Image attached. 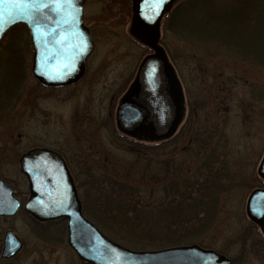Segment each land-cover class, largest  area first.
Wrapping results in <instances>:
<instances>
[{
    "label": "rangeland",
    "instance_id": "rangeland-1",
    "mask_svg": "<svg viewBox=\"0 0 264 264\" xmlns=\"http://www.w3.org/2000/svg\"><path fill=\"white\" fill-rule=\"evenodd\" d=\"M84 8L83 19L95 44L79 83L54 89L39 85L30 73L32 52L21 58L16 70L20 72L15 79L18 88L10 85L15 70L0 69V80H4L0 98L5 106L11 104L3 113L0 110V179L25 193L19 155L29 147L57 146L70 160L85 209H93L103 226L101 199L113 200L104 179L134 184L127 178L131 168L139 172L147 167L159 179L169 175L168 170L176 172L184 184L192 173H206L220 189L209 196L215 202L214 219L197 244L220 252L232 264H264V235L258 226H250L245 206L260 180L257 168L264 154V67L223 52H201L200 45L164 29L162 21L161 44L184 85L187 117L169 143L136 145L116 129L114 120L120 95L149 53L129 35L131 2L86 0ZM198 37L214 38L201 31ZM204 47L212 49L208 43ZM13 95L16 99L10 102ZM170 181L165 179V187L172 186ZM196 181L191 192L203 183ZM164 185L161 182L158 188ZM162 198L163 194H157L153 200ZM35 226L23 210L0 219V248L9 228L23 244L14 259L0 264H84L68 246L65 234L43 235Z\"/></svg>",
    "mask_w": 264,
    "mask_h": 264
},
{
    "label": "water",
    "instance_id": "water-1",
    "mask_svg": "<svg viewBox=\"0 0 264 264\" xmlns=\"http://www.w3.org/2000/svg\"><path fill=\"white\" fill-rule=\"evenodd\" d=\"M178 0H131L133 7L130 35L153 53L139 64L135 80L122 96L116 110V125L125 135L152 142L168 140L183 118L182 87L173 65L159 41L163 16ZM86 0H73L59 14L51 8L43 15L27 6H0V41L19 23L26 27L33 49L31 73L42 85L61 87L80 80L87 58L93 52L94 39L84 25ZM31 15L39 30L33 32L27 20ZM47 17V18H45ZM264 153V152H263ZM257 174L264 183V154ZM21 173L29 183L24 210L37 221L67 220V242L78 258L87 264H232L230 258L198 244L161 250H130L112 242L83 214L73 179L64 160L55 152L36 148L19 159ZM21 206L13 189L0 180V216L10 217ZM246 215L264 234V188H255L246 201ZM17 236L8 230L4 236L2 258L14 256L22 247Z\"/></svg>",
    "mask_w": 264,
    "mask_h": 264
},
{
    "label": "trees",
    "instance_id": "trees-1",
    "mask_svg": "<svg viewBox=\"0 0 264 264\" xmlns=\"http://www.w3.org/2000/svg\"><path fill=\"white\" fill-rule=\"evenodd\" d=\"M163 25L164 29L181 36L184 41L200 45L201 52L208 51L214 55L224 53L264 67V0H181L164 17ZM199 31L210 33L215 39L196 38ZM207 43L212 49H205L204 45ZM29 53L31 54V47L22 25L10 29L0 42V69L10 70L11 73L15 70L14 76H10V85L13 83L14 89L18 88V80L15 79L20 74L16 70L20 68L21 58L26 59ZM0 82L4 80L1 79ZM15 95L9 97L10 102L16 99ZM2 99L0 98V110L3 109L1 113L11 105L8 103L5 106L4 98ZM173 139L175 136L169 141ZM128 140L135 141L130 138ZM169 141L151 146L159 147ZM135 142L137 145L141 141ZM140 169L139 172H131V168L128 172L127 178L132 179L134 184L110 177L103 180L108 193L113 196V200L107 197L101 199V207H104L101 212L103 226L95 218L93 209H85L82 199L83 214L112 241L132 250H156L199 243L198 237L203 236L214 219L215 202L209 196L220 189L217 180L206 173H192L183 184L184 181L179 183V179L175 177L176 172L170 173L168 170L166 173L169 175L159 179L158 174H150L147 167ZM135 174L139 176L134 178ZM164 177L171 180L169 185L172 186L165 187ZM197 178L202 179L203 183L200 188L191 192ZM161 182L164 186L158 190ZM263 186L259 180L256 187ZM123 192L126 196H118ZM157 194H163L161 202L153 200ZM250 226L257 227L252 223Z\"/></svg>",
    "mask_w": 264,
    "mask_h": 264
},
{
    "label": "flooded vegetation",
    "instance_id": "flooded-vegetation-1",
    "mask_svg": "<svg viewBox=\"0 0 264 264\" xmlns=\"http://www.w3.org/2000/svg\"><path fill=\"white\" fill-rule=\"evenodd\" d=\"M86 69H87V62H86ZM85 69V70H86ZM85 74H86V71H85ZM85 74H84V76H85ZM83 76V77H84ZM133 78V77H132ZM134 79V78H133ZM133 79H132V81H133ZM80 82V81H79ZM79 82H77V83H79ZM76 83V84H77ZM76 84H74V85H76ZM74 85H71V86H66V87H64V88H70V87H72V86H74ZM129 86V85H128ZM127 86V87H128ZM127 87H125L126 89H127ZM126 89H125V91L123 92V93H125L126 92ZM120 96H122V94L120 95ZM120 98V97H119ZM37 147H40V148H45V149H47V150H50V151H53V152H55L56 154H59L60 156H61V158L64 160V162H65V164H66V166H67V168H68V170H69V172H70V174H71V177H72V179H73V181H74V183L73 184H75V187H76V189H77V194H79V196L81 195L79 192H80V187H79V183H78V180L76 179V176H75V174H74V172H73V170H72V166H71V163H70V160H69V158H68V156L64 153V152H62L60 149H58L57 148V146H52V145H42V146H37ZM36 146H34V147H29L28 149H26L25 150V152H27V151H29V150H31L32 148H37ZM24 180H25V183H26V187H27V189H26V191H25V193H19L18 191H16L15 189H13L14 190V194H15V196L16 197H18V199L21 201V202H25L26 200H27V198H28V195H29V184H28V182H27V180L24 178ZM1 218H8V217H4V216H1L0 217V219ZM10 218V217H9ZM33 223L36 225L35 227L37 228V231L36 232H41V234H43V235H49V236H54V237H56L58 234H65L66 235V238H67V221L66 220H62V219H60V220H53V221H48V222H36V221H34L33 220ZM8 230H11L10 228L8 229ZM8 230H6L5 232H4V234H3V238H1L2 239V245H1V248H0V263L2 262V261H7V260H12V259H14V257L19 253H17L14 257H12L11 259L10 258H2L1 257V254H2V248H3V244H4V236H5V233L8 231ZM36 230V229H35ZM12 231V230H11ZM42 236V235H41ZM17 238H19L18 236H17ZM20 239V238H19ZM23 245V244H22Z\"/></svg>",
    "mask_w": 264,
    "mask_h": 264
},
{
    "label": "snow or ice",
    "instance_id": "snow-or-ice-1",
    "mask_svg": "<svg viewBox=\"0 0 264 264\" xmlns=\"http://www.w3.org/2000/svg\"><path fill=\"white\" fill-rule=\"evenodd\" d=\"M152 2L154 4H159L162 2V0H152ZM6 3L20 8L27 6V8L32 10L34 13L43 15V10L48 8H51L52 11L59 14L64 10L65 6H72L73 0H0V6ZM2 19L3 11L2 8H0V22H2ZM27 20L32 24L34 33L39 30L40 26L34 23L33 17L31 15L27 16ZM2 30L3 29L0 28V31Z\"/></svg>",
    "mask_w": 264,
    "mask_h": 264
}]
</instances>
